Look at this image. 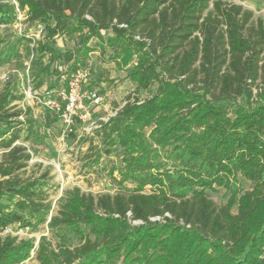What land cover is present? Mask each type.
I'll return each mask as SVG.
<instances>
[{"label":"trees","instance_id":"obj_1","mask_svg":"<svg viewBox=\"0 0 264 264\" xmlns=\"http://www.w3.org/2000/svg\"><path fill=\"white\" fill-rule=\"evenodd\" d=\"M16 2L45 35L31 48L14 30V0H0V67L15 63L25 74L30 61L37 88L54 75L50 89L67 90L97 39L119 69L132 66L126 73L135 89L92 138L80 140L87 155L95 152L90 168L100 165L102 150L121 149L109 172L120 190L94 196L76 188L50 221L47 174L22 177L32 157L18 143L37 135V121L15 105L25 98L16 87L0 90V228L49 221L61 242L50 251L43 240L42 264H264V21L251 26L254 13L225 0ZM107 31L113 36L105 41ZM59 37L75 47L62 50ZM143 93L151 96L141 100ZM61 108L47 110L48 128L61 121ZM238 176L252 189L242 192ZM218 188L230 194L222 206L208 194ZM33 248L0 238V264H22Z\"/></svg>","mask_w":264,"mask_h":264},{"label":"rangeland","instance_id":"obj_2","mask_svg":"<svg viewBox=\"0 0 264 264\" xmlns=\"http://www.w3.org/2000/svg\"><path fill=\"white\" fill-rule=\"evenodd\" d=\"M17 0H14L16 2ZM229 4L243 6L244 9L252 11L254 18L251 26L257 25L259 20L264 21V0H225ZM17 3V2H16ZM15 3V4H16ZM18 8V3L16 4ZM19 9V8H18ZM18 23L14 30L20 34L29 35L30 38L38 39L39 32L43 29L40 40L44 38L45 28L43 25H31L28 22V10L17 11ZM111 31L103 32V38L112 37ZM59 48H74L75 42L67 40L65 37L57 38ZM99 41L92 39L90 45L96 49L91 53L88 59L87 72L88 76L82 83L83 91L97 92L102 98V103L93 106L92 102L85 100L84 105L91 114L90 121L83 123L78 119L72 125L66 124L63 120L54 124L51 128L46 125L47 110L50 109L52 114H56L64 103L65 92L62 85L58 88L50 89L56 81V76H50L45 80L42 87L37 88V82L30 75V61H26L27 71L24 74L15 63H8L0 67V90L6 86L17 88L18 95L24 94L25 98L15 103L20 109L31 110V116L37 121V135L29 141L23 139L18 144L25 146L31 154V160L26 171L22 173L23 178H40L47 174L50 182V202L52 212L49 217L56 214L59 210L67 192L76 188L83 193L99 196L103 194L114 195L120 189L113 181L109 172L114 166L120 165L122 151L117 148L112 154L102 150L103 157L99 166L89 167L90 159L87 156H94L95 152L87 155L88 144L80 145V140L84 137L92 138L94 130L99 127L101 122H106L113 117L116 112L124 106L127 97L133 93L135 87L127 77L125 69H119L116 63L111 59L113 50L106 46L104 49L98 47ZM31 48L32 45H31ZM22 54L25 55L26 49L22 48ZM157 87H153V92ZM151 96V93H143L140 97L145 100ZM53 108V109H51ZM95 146L100 147V142L95 139ZM101 149V148H99ZM2 153L0 152V161ZM94 159V158H92ZM91 159V160H92ZM118 177V173L114 174ZM237 186L242 192L251 190L253 185L244 177H237ZM130 186V184H128ZM131 187V186H130ZM147 192L153 189L147 187ZM211 199L216 204L225 205L230 194L224 188H218L217 192L208 191ZM48 221V222H49ZM48 222L38 229H22L18 225H12L7 228H0V238L7 236L17 237L19 241H32L34 248L30 257L22 264H42L38 259L40 245L46 239L47 247L50 251L58 250L61 238L56 232L48 228ZM78 241L71 235H66V245L75 247Z\"/></svg>","mask_w":264,"mask_h":264},{"label":"built area","instance_id":"obj_3","mask_svg":"<svg viewBox=\"0 0 264 264\" xmlns=\"http://www.w3.org/2000/svg\"><path fill=\"white\" fill-rule=\"evenodd\" d=\"M17 11L19 12L18 8H17ZM42 32H43V29L39 32L38 39L30 38L29 35L25 34L27 38L32 40V44H31L32 47H34L37 41L40 40V36ZM20 35H22L21 32H20ZM87 76H88L87 70H81L78 74H76L69 81L68 89L67 90L64 89L65 98H64L63 104H65V108H64V111L62 112L61 120H63L68 125H72L76 119H78L80 122H83V123L90 121L91 114L87 109H85V105H84L85 100L92 102L93 106H98L102 103V98L98 95L97 92H92L89 90L85 92L83 91L82 83L84 82V79L87 78ZM63 80H64V77H63ZM61 107L59 108L57 113L61 112V109H62Z\"/></svg>","mask_w":264,"mask_h":264}]
</instances>
